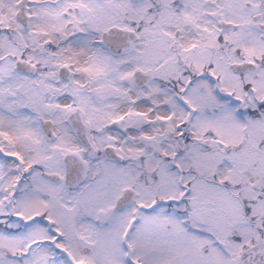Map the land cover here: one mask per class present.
<instances>
[{"label": "snow or ice", "instance_id": "6c2138e0", "mask_svg": "<svg viewBox=\"0 0 264 264\" xmlns=\"http://www.w3.org/2000/svg\"><path fill=\"white\" fill-rule=\"evenodd\" d=\"M0 264H264V0H0Z\"/></svg>", "mask_w": 264, "mask_h": 264}]
</instances>
